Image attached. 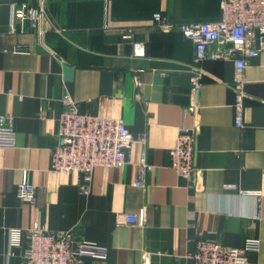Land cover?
<instances>
[{
    "label": "crops",
    "instance_id": "0c3cea01",
    "mask_svg": "<svg viewBox=\"0 0 264 264\" xmlns=\"http://www.w3.org/2000/svg\"><path fill=\"white\" fill-rule=\"evenodd\" d=\"M12 6L39 2L0 0V115L12 117L16 132L14 147H0V264H23L9 230L34 224L108 249L106 259L84 264H193L197 243L209 239L231 248L258 240L247 256L264 264V52L245 69L238 127L234 62L204 61L194 92V43L153 20L161 13L175 25L215 22L220 0H48L47 18L35 26L12 22ZM65 96L82 114L125 120L135 142L123 168H98L90 182L52 169ZM194 99L198 110L187 113ZM183 126L196 133L192 181L171 167ZM143 149L152 169L141 189L133 184ZM25 171L36 187L32 204L16 195ZM141 209L143 227L125 224L124 215Z\"/></svg>",
    "mask_w": 264,
    "mask_h": 264
},
{
    "label": "built area",
    "instance_id": "2783aa9c",
    "mask_svg": "<svg viewBox=\"0 0 264 264\" xmlns=\"http://www.w3.org/2000/svg\"><path fill=\"white\" fill-rule=\"evenodd\" d=\"M38 8L11 7V19L29 21L38 25L47 18L48 0H38ZM221 16L215 22L182 23L175 25L161 13L153 15L156 25L164 32L174 29L194 43L193 63L188 65L194 92L202 87L206 75L202 63L207 60L234 62V81L230 87L235 95V124L243 127L246 92L245 69L249 60L264 52V0H220ZM43 33V31H41ZM124 38H132L129 30ZM16 52L25 49H14ZM136 54H140L138 51ZM12 93V91H10ZM65 109L59 117L56 145L51 151L54 171L81 173L87 182L98 168L120 169L128 163V150L135 142L125 120L120 117H98L82 114L77 104L64 97ZM198 103L194 99L187 113L195 114ZM145 145L146 137H143ZM196 133L194 128L183 126L170 153L172 169L187 181H192L198 170L195 166ZM16 132L13 119L0 115V147H14ZM152 166L147 162L146 150L141 152L138 163L136 188L146 187L147 175ZM258 194L257 192H245ZM17 197L24 202L36 201V187L29 181L27 171L18 185ZM2 194L0 193V203ZM146 211L124 215L127 225L143 227ZM10 245L22 247L23 264H84L92 257L106 259L108 249L78 240L73 231L50 232L38 224L30 229H10ZM258 240H249L244 248L227 247L216 240H201L191 255L193 264H250L249 251H257Z\"/></svg>",
    "mask_w": 264,
    "mask_h": 264
}]
</instances>
